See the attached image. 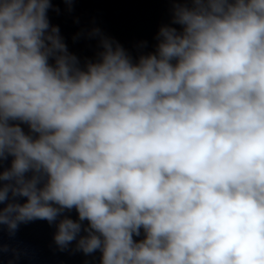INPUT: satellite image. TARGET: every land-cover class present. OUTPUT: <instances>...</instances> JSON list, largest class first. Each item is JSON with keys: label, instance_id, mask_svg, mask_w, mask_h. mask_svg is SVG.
I'll use <instances>...</instances> for the list:
<instances>
[{"label": "clouds", "instance_id": "obj_1", "mask_svg": "<svg viewBox=\"0 0 264 264\" xmlns=\"http://www.w3.org/2000/svg\"><path fill=\"white\" fill-rule=\"evenodd\" d=\"M174 2L182 30L162 27L155 53L134 63L102 37L81 68L51 0H0L10 234L74 208L54 241L65 249L87 221L77 249L101 264H264V0Z\"/></svg>", "mask_w": 264, "mask_h": 264}]
</instances>
